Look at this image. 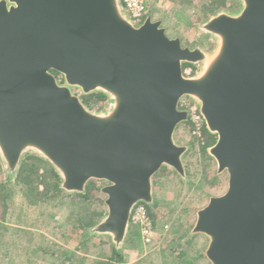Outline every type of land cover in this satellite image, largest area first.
Listing matches in <instances>:
<instances>
[{"label":"water","instance_id":"1","mask_svg":"<svg viewBox=\"0 0 264 264\" xmlns=\"http://www.w3.org/2000/svg\"><path fill=\"white\" fill-rule=\"evenodd\" d=\"M198 29L208 53L169 38L160 21L139 25L121 0H0V161L12 178L34 155L66 194L105 182V216L89 236L120 251L137 204L153 205L163 167L184 177L187 146L174 134L192 101L226 191L195 214L192 235L207 239L209 264H264V0H233ZM184 64L198 67L191 78ZM99 93L93 111L81 96Z\"/></svg>","mask_w":264,"mask_h":264},{"label":"rangeland","instance_id":"2","mask_svg":"<svg viewBox=\"0 0 264 264\" xmlns=\"http://www.w3.org/2000/svg\"><path fill=\"white\" fill-rule=\"evenodd\" d=\"M210 3L211 0H153L147 16L160 21L166 35L178 38L184 47H200L210 53L214 41L198 26L219 11L239 10L233 0H222L213 12L205 10ZM188 102L192 101L183 98L179 109ZM105 104L103 101L89 109L99 111ZM203 129L197 137L189 121L177 126L175 142L188 147L182 158L184 177L165 167L152 177L155 239L143 245L140 237L128 229L119 251L123 255L119 264H209L203 254L207 239L192 235L191 230L196 212L209 198L226 191L227 175L217 174L215 161L207 153L212 145L208 146ZM6 178L0 161V184ZM94 185L97 190L88 201L61 196L33 206H26L14 188L7 201L6 228H0V264H112L113 244L106 236H89L87 232L93 226L86 230L82 248H77L78 241L72 243L80 219L93 215L97 224L106 214L105 196L100 192L106 183L94 181ZM1 211L0 206V214Z\"/></svg>","mask_w":264,"mask_h":264},{"label":"trees","instance_id":"3","mask_svg":"<svg viewBox=\"0 0 264 264\" xmlns=\"http://www.w3.org/2000/svg\"><path fill=\"white\" fill-rule=\"evenodd\" d=\"M221 2L222 0H211L209 7H205V10L213 12L218 5L217 3L220 4ZM152 3L153 0H151L147 4L146 16L151 14L149 12ZM187 66L190 65L184 64L182 66V69ZM81 100V102H83L86 107L93 108V106L106 101V98L99 93H94L87 96H81ZM203 133L207 136L208 146L213 145L215 143L216 137L209 134L205 127L203 129ZM58 178L59 176L54 171V169L39 157L34 155H27L22 158L16 174L12 178L7 177L6 179H4L5 181L0 184V206L2 209L0 214V228H6L4 223L6 220V212L9 206L7 201H9L12 191L14 193V188L15 192H18L21 195V198L26 206L38 205L40 203L47 202L52 198H58L61 196L64 198H77L88 201L93 197L94 192L97 190L94 185V181H89L83 194L67 195L60 190V180ZM145 207L147 210V214L155 227V218L152 212L153 208L155 207V203L151 207ZM92 216L93 215L89 216L86 219H80L79 221V230L72 238V243L78 241L77 248L83 247V244L85 242L84 235L86 230L96 224V221L92 219ZM128 229L129 231H132V234H136L137 237L139 236L137 229H135L133 226L129 225ZM110 255V261L112 262V264H119L123 260V255L117 252L114 246L111 247Z\"/></svg>","mask_w":264,"mask_h":264},{"label":"built area","instance_id":"4","mask_svg":"<svg viewBox=\"0 0 264 264\" xmlns=\"http://www.w3.org/2000/svg\"><path fill=\"white\" fill-rule=\"evenodd\" d=\"M151 0H121L123 10L133 25L141 24L146 16V7ZM198 67L194 65L182 69V75L186 78L194 77L198 74ZM183 109L188 112V121L191 123L192 134L200 137V132L204 128V121L193 102L183 105ZM182 109V110H183ZM129 225L137 229L141 243L150 245L155 239V227L147 214L144 204H137L131 212ZM166 228V227H165Z\"/></svg>","mask_w":264,"mask_h":264}]
</instances>
